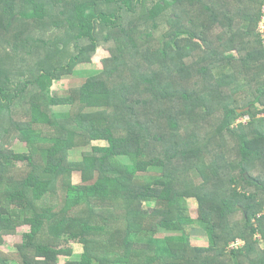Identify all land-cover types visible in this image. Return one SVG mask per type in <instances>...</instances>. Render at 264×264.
<instances>
[{"label": "trees", "instance_id": "obj_1", "mask_svg": "<svg viewBox=\"0 0 264 264\" xmlns=\"http://www.w3.org/2000/svg\"><path fill=\"white\" fill-rule=\"evenodd\" d=\"M263 7L0 0V246L29 228L0 264H264ZM101 47L102 69L56 97ZM164 230L179 236L160 245Z\"/></svg>", "mask_w": 264, "mask_h": 264}, {"label": "rangeland", "instance_id": "obj_2", "mask_svg": "<svg viewBox=\"0 0 264 264\" xmlns=\"http://www.w3.org/2000/svg\"><path fill=\"white\" fill-rule=\"evenodd\" d=\"M263 13H264V7H263ZM263 20H264V16H263ZM258 30V33L261 34L262 32V22L259 23L258 28H256ZM262 36V35H261ZM262 39L264 40V37L262 36ZM264 46V45H263ZM108 57V52L101 48H97L95 54L93 55V61L91 64H84L81 65L77 68V72L79 73L78 75L75 76H71L69 78H65L64 80L55 82L53 90H54V94L56 97L61 96V97H68L69 93H68V89L72 86H75L76 84V80L78 78H81L84 75H89V72H98L102 69V65H101V61L102 59ZM71 110L69 105L66 106H57L54 107V111L56 112H69ZM246 121V119H241ZM93 145H98V146H104L105 143L103 142H93ZM16 152L22 153V152H26V147L25 144H23L20 141H15L13 147H12ZM83 151L84 149H77L74 151H71L70 153V159L73 161H81L84 160L83 157ZM88 163L89 166H92L94 164V161L92 159H87L84 160ZM145 179L149 180L150 176H146L144 177ZM72 183L73 186L75 185H80L82 183L81 181V177L80 175L76 174L74 175L73 179H72ZM153 203H146L145 207H152ZM196 202L194 199H183L180 201V209L183 213H181L180 216V220L182 221V223L184 224H194L195 226L198 227V230L194 231L191 234V243L193 246L195 247H200V248H207L210 247L211 245H213V238L210 235L209 230H207L205 228V226H203L202 224L199 223L198 221V215L196 213ZM29 228L28 227H21L19 229H17V232L15 235L12 236H5L4 237V243L0 246V249L5 252V253H12L15 252L16 250V245L18 243L21 242L22 238H23V234L28 232ZM170 236V235H178L179 233L178 231H168V230H164L162 231V233L160 235H158V241L159 244L162 245L164 242V246H165V241H166V236ZM260 245L262 246V244L260 243ZM68 247H70L73 250V253L75 255H80L81 253H83V246L77 243H70L68 245ZM61 264H65L67 260H70L67 257H61ZM11 264H15V263H11Z\"/></svg>", "mask_w": 264, "mask_h": 264}, {"label": "water", "instance_id": "obj_3", "mask_svg": "<svg viewBox=\"0 0 264 264\" xmlns=\"http://www.w3.org/2000/svg\"><path fill=\"white\" fill-rule=\"evenodd\" d=\"M248 109H245V110H242V111H247ZM242 111H240V112H242ZM247 178H248V175L246 176Z\"/></svg>", "mask_w": 264, "mask_h": 264}]
</instances>
